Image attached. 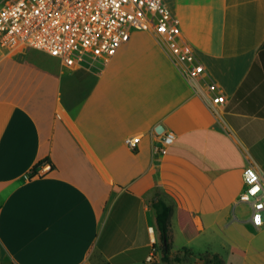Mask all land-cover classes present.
Returning a JSON list of instances; mask_svg holds the SVG:
<instances>
[{
    "label": "crops",
    "instance_id": "0c3cea01",
    "mask_svg": "<svg viewBox=\"0 0 264 264\" xmlns=\"http://www.w3.org/2000/svg\"><path fill=\"white\" fill-rule=\"evenodd\" d=\"M164 2L206 69L197 81L145 30L73 69L0 49V264H161L156 198L190 212L194 264L220 249L264 264V224L239 202L248 167L264 186V0Z\"/></svg>",
    "mask_w": 264,
    "mask_h": 264
},
{
    "label": "built area",
    "instance_id": "2783aa9c",
    "mask_svg": "<svg viewBox=\"0 0 264 264\" xmlns=\"http://www.w3.org/2000/svg\"><path fill=\"white\" fill-rule=\"evenodd\" d=\"M135 30L148 31L187 79L197 81L205 74L204 65L182 41L178 21L164 0H14L0 8V49L41 50L70 69L89 61L108 63ZM205 86L217 93L215 83ZM213 102L222 104L225 97L216 94ZM174 139L173 133H166L162 143L169 146ZM140 140V136L127 137L125 143L134 148ZM243 177L246 189L239 202L251 205V221L260 227L264 208L257 205H264L262 179L252 167Z\"/></svg>",
    "mask_w": 264,
    "mask_h": 264
},
{
    "label": "trees",
    "instance_id": "16d2710c",
    "mask_svg": "<svg viewBox=\"0 0 264 264\" xmlns=\"http://www.w3.org/2000/svg\"><path fill=\"white\" fill-rule=\"evenodd\" d=\"M38 165L33 174H37ZM153 209L155 210L157 216V224L158 229L161 233V241L162 247L164 251V256L162 258L163 262L166 264H185L188 263L189 260L192 259L194 256L189 253L188 251H181L175 254L171 252V244H170V218L173 214V208L169 206L163 199L156 198L152 205ZM177 222L178 227L185 237V239L190 242L198 237L199 230L197 229L190 212L187 210L178 208L177 209ZM231 251L234 254L244 256L245 252L241 249L232 247ZM202 258L205 259L206 264H223L224 259L219 254L210 255L206 253L202 255Z\"/></svg>",
    "mask_w": 264,
    "mask_h": 264
},
{
    "label": "rangeland",
    "instance_id": "374dc122",
    "mask_svg": "<svg viewBox=\"0 0 264 264\" xmlns=\"http://www.w3.org/2000/svg\"><path fill=\"white\" fill-rule=\"evenodd\" d=\"M14 0H0V8L5 6L6 4H9L11 2H13ZM137 34H145L146 32H144L143 30L136 32ZM25 49H32V48H25ZM33 50H37V49H33ZM37 51H41V50H37ZM170 240H171V248H172V252L173 253H178L181 251H185V248H189V246L191 245L183 236V234L181 233L179 227H178V223H177V218L175 215H173L170 219ZM194 245V247H196L197 245H199V242H195V244H192V246ZM197 248V247H196ZM194 252L198 255V254H202L201 251H196V249L194 250ZM219 254L222 258H224L225 260H227V264H241V262H232L229 257L231 256L230 252L228 251H223L222 249L219 250ZM189 260L188 263L185 264H194V258L192 259H187ZM205 261V259H204ZM152 264H158L159 260H152L151 261ZM102 264H107V263H102ZM161 264H166L163 262ZM206 264V263H205Z\"/></svg>",
    "mask_w": 264,
    "mask_h": 264
},
{
    "label": "snow or ice",
    "instance_id": "6c2138e0",
    "mask_svg": "<svg viewBox=\"0 0 264 264\" xmlns=\"http://www.w3.org/2000/svg\"><path fill=\"white\" fill-rule=\"evenodd\" d=\"M257 207H262V208H264V205H257ZM256 219H257V222H259V219H260L259 216H257Z\"/></svg>",
    "mask_w": 264,
    "mask_h": 264
}]
</instances>
